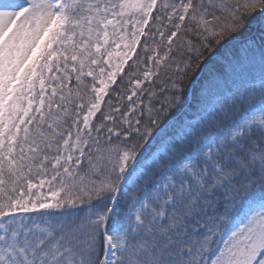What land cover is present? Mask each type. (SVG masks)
I'll list each match as a JSON object with an SVG mask.
<instances>
[{"label":"snow or ice","instance_id":"1","mask_svg":"<svg viewBox=\"0 0 264 264\" xmlns=\"http://www.w3.org/2000/svg\"><path fill=\"white\" fill-rule=\"evenodd\" d=\"M0 264H264V0H0Z\"/></svg>","mask_w":264,"mask_h":264}]
</instances>
